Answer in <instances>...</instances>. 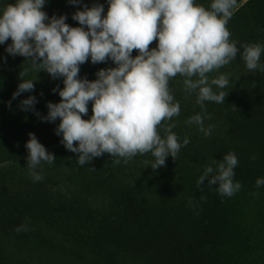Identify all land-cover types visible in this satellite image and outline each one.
I'll use <instances>...</instances> for the list:
<instances>
[{"label": "rangeland", "instance_id": "rangeland-1", "mask_svg": "<svg viewBox=\"0 0 264 264\" xmlns=\"http://www.w3.org/2000/svg\"><path fill=\"white\" fill-rule=\"evenodd\" d=\"M14 2L0 0V12ZM95 3L107 11V0H46L42 10L79 26L72 14ZM195 3L207 8L210 0ZM237 3L227 23L237 56L209 74L227 75L225 101L204 102L205 115L196 93L184 90L183 77L170 80L180 113L165 123L175 124L181 149L156 170L145 164L154 160L151 153L119 164L104 153L80 165L55 132L59 119H40L48 102H59L54 89L63 88V79L37 72L0 44V264H264V184L256 186L264 179V71H249L242 58L243 45L259 44L264 65V0ZM114 66L110 59L89 60L80 65L79 77L93 80L99 69ZM25 69L34 90L13 99ZM29 95L36 97L33 110H22L20 101ZM196 114L204 116L205 128L213 126L209 136L187 123ZM29 133L56 157L38 166L39 181L27 165ZM230 152L238 160L233 180L240 190L227 197L207 181L198 185L205 166ZM24 225L27 230L17 231Z\"/></svg>", "mask_w": 264, "mask_h": 264}, {"label": "clouds", "instance_id": "clouds-1", "mask_svg": "<svg viewBox=\"0 0 264 264\" xmlns=\"http://www.w3.org/2000/svg\"><path fill=\"white\" fill-rule=\"evenodd\" d=\"M79 2L69 0L74 5ZM107 3L106 12L99 3L82 5V10L72 14L79 26H70L66 16L49 17L42 10L46 0H15L0 12V44H7L9 55L24 57L37 72L43 70L54 79H63V88L54 89L59 102H48L47 115L40 119H59L55 132L63 146L77 154L80 165L104 153L117 158L113 161L116 164L151 153L154 160L145 164L156 170L165 165L167 156L175 160L181 149L172 131L175 124L165 123L180 113L170 80L183 77L184 90L196 93V103L205 115L204 102L224 103L227 93L222 89L229 84L227 75L210 79L209 74L237 56L227 23L239 5L237 0H210L207 8L195 0ZM154 41L156 46L150 47ZM261 52L259 44L243 45L242 58L249 71H264L259 63ZM109 59L115 66L99 69L95 79L79 77L80 65L89 60L92 64L106 63ZM27 74V69L20 71L13 99L34 90V80L24 79ZM213 86L221 91H214ZM35 103L36 97L29 95L20 101V107L33 110ZM187 123L196 124L206 137L211 134L213 126L205 128L201 114L193 115ZM188 143L185 137L183 144ZM25 147L32 178L42 180L38 166L42 161L52 164L56 157L32 133ZM237 163L231 152L220 161L213 159L197 184L207 181L220 195L233 196L241 188L233 180ZM262 184L264 179L256 180L257 187ZM20 230H27V226L17 228Z\"/></svg>", "mask_w": 264, "mask_h": 264}]
</instances>
